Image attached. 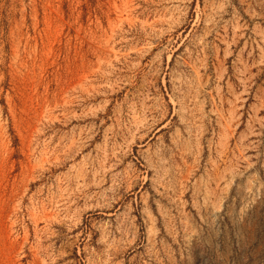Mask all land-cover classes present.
Wrapping results in <instances>:
<instances>
[{
    "label": "rangeland",
    "instance_id": "374dc122",
    "mask_svg": "<svg viewBox=\"0 0 264 264\" xmlns=\"http://www.w3.org/2000/svg\"><path fill=\"white\" fill-rule=\"evenodd\" d=\"M0 264H264V0H0Z\"/></svg>",
    "mask_w": 264,
    "mask_h": 264
}]
</instances>
